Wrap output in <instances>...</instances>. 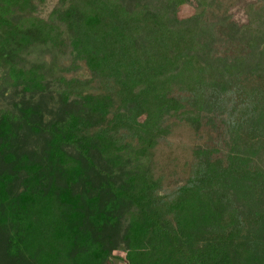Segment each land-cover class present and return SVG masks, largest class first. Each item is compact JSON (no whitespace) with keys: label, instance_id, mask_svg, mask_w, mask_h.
I'll return each instance as SVG.
<instances>
[{"label":"trees","instance_id":"16d2710c","mask_svg":"<svg viewBox=\"0 0 264 264\" xmlns=\"http://www.w3.org/2000/svg\"><path fill=\"white\" fill-rule=\"evenodd\" d=\"M43 2L0 0V104L23 97L0 106V264H264V83L242 82L264 71L263 4L243 26L249 56L229 61L204 9L177 18L187 0H57L42 17ZM32 44L70 65H28ZM204 111L229 114L227 163L196 148L161 194L151 152L172 118L199 126Z\"/></svg>","mask_w":264,"mask_h":264},{"label":"rangeland","instance_id":"374dc122","mask_svg":"<svg viewBox=\"0 0 264 264\" xmlns=\"http://www.w3.org/2000/svg\"><path fill=\"white\" fill-rule=\"evenodd\" d=\"M128 8H133L137 5H148L153 0H123ZM35 2V1H34ZM43 7L37 5V11H41L40 15L44 17L50 12L57 4V0H44ZM264 6V0H206L203 3L200 0H187V2L178 9L177 18L187 19L198 14L201 9H204L201 19L206 22L207 30L206 38L214 41L212 48L214 55L216 56V50L220 56L226 57L229 61H232L236 56H249L251 50L245 43L247 38L246 31L243 26L249 23L259 12V6ZM252 7L250 9L249 7ZM255 6V7H254ZM257 8V9H254ZM211 28V30H210ZM213 39V40H212ZM58 51L51 49L50 46L43 44H32L22 53L24 61L28 63H40L44 62L47 65L56 63L57 66L70 65L71 60L64 57V55L57 54ZM261 61V60H260ZM80 68H75L70 72H64L67 77L75 75L77 77H83L82 72L86 71L83 67V62L80 61ZM84 66V65H83ZM259 73V72H258ZM253 74L247 72L249 76L248 80L243 78V83L246 86L261 85L264 83V71L260 74ZM260 75V76H259ZM57 88L60 89L59 84H50L45 91L46 94L52 95L57 99ZM91 91V90H90ZM176 96L187 95V92L176 90L174 92ZM7 100L2 105H9L10 101H19L22 96L15 94L10 89L5 94ZM24 98H30V102H43L38 94L24 95ZM43 98V97H42ZM1 101V98H0ZM240 104V103H239ZM242 104L237 105L236 110L231 116L239 115ZM201 123L199 126L189 124L186 119L177 120L172 118V127L169 133L157 143L155 148L150 154V165L152 174L156 177L159 174L164 175L163 186L160 190L161 194L168 193L178 186L186 183L189 177L192 166L196 160L194 150L196 148H203L210 151L211 159L220 158L223 165L227 163V155L232 143L230 136L227 134V128L223 119H227L229 114L227 112L217 113L216 119L208 120V116H211L207 111L202 112ZM44 118L50 117L47 110L42 109ZM252 230H257L258 226L253 224ZM114 264H122L117 261Z\"/></svg>","mask_w":264,"mask_h":264},{"label":"water","instance_id":"95a60500","mask_svg":"<svg viewBox=\"0 0 264 264\" xmlns=\"http://www.w3.org/2000/svg\"><path fill=\"white\" fill-rule=\"evenodd\" d=\"M113 261H114V262H117V261L120 262V260H118V259H116V258H113Z\"/></svg>","mask_w":264,"mask_h":264}]
</instances>
